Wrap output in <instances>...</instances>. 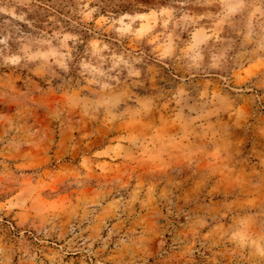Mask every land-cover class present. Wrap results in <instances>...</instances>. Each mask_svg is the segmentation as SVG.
I'll return each mask as SVG.
<instances>
[{"label": "rangeland", "instance_id": "374dc122", "mask_svg": "<svg viewBox=\"0 0 264 264\" xmlns=\"http://www.w3.org/2000/svg\"><path fill=\"white\" fill-rule=\"evenodd\" d=\"M0 264H264V0H0Z\"/></svg>", "mask_w": 264, "mask_h": 264}]
</instances>
